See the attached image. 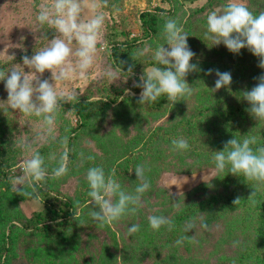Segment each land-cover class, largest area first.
Wrapping results in <instances>:
<instances>
[{"label": "rangeland", "instance_id": "1", "mask_svg": "<svg viewBox=\"0 0 264 264\" xmlns=\"http://www.w3.org/2000/svg\"><path fill=\"white\" fill-rule=\"evenodd\" d=\"M87 2L91 3L93 0ZM96 2L102 4V0ZM227 2L228 0H107V6L99 9L106 16L103 43L107 47L97 46L96 65L89 71L87 80L75 79L59 87L68 91L75 90L79 100L118 99L111 102L104 111L96 113L83 127L78 128L76 127L78 117L73 109L75 102L63 104L56 120L55 140L38 139L43 134L40 118L26 117L18 111L8 109L4 81H0V241L3 235L9 234L14 241V248L4 264H95L98 245L103 238L106 241L110 240V236L104 233L103 228L100 231L90 221L69 226V230L63 236H44L19 226L16 217H30L34 212L45 208V197L42 195L43 191L48 190L47 186H39L35 193L36 198L26 200H19L21 195L13 191L12 182L22 174L19 165L28 158L18 146L23 140L33 143L34 149L45 158L50 173L57 165L61 153L68 151L69 172L60 179L48 180L50 192L54 196L75 199L80 203L85 202L84 204L91 203V198L87 195L89 188L85 177L88 168L93 166L102 165L106 174L114 171V178L126 192L127 189L136 187L137 183L127 185L123 174L116 166L120 163L118 158L125 153L123 149L129 144L132 134L135 135L137 131L139 135H143V137L140 135L142 139L136 144L141 148L136 154L137 165L145 166V174L151 181L150 189L187 196L201 183L210 182L217 177L218 173L214 167L195 166L191 168V172L184 171L192 161L194 153L188 151L180 155L173 152L171 141L186 135L188 128L186 125L197 119L195 115L197 107L208 90L217 97L218 95L226 97L231 84L236 88H247L257 80V77L264 75V68L258 66L259 58L247 48L234 54L225 46L218 54L213 52L212 56L207 54L204 56L205 53H201L204 48H201L191 61V63L197 61L198 70L190 72L185 78L193 89L192 95L186 97L184 101L170 103L166 111L160 114L148 113L144 109V104L137 103L142 89L134 87L133 84L139 81L144 71H150L158 66L152 64L155 62L152 56L156 47L164 43L161 32L166 18L179 21L184 31L189 34L187 42L193 51L194 36L202 41L211 42L205 37L207 15L211 11L220 12ZM243 2L254 14L264 11V0ZM42 3H51V0H0V71L7 72L11 67L20 65L26 73L29 72L30 69L23 65L22 57L24 55L31 57L34 51L45 47L56 35L53 29H49L47 25L41 28L36 21L39 5ZM156 9L163 13L158 32L146 35L142 29L140 13ZM91 15V10L87 8L82 13L84 19ZM144 42L148 43L150 51L136 61L133 60L131 53L144 48ZM119 43L128 44L119 50L120 62H133L136 66L133 75L128 78L124 74L127 73V69L122 68L111 56L112 50ZM109 67L113 70L122 69L119 73L120 79L111 84L103 76V72ZM209 69L213 72L206 75ZM216 70L230 72L232 83L214 90L218 78ZM37 76L53 82L49 71ZM159 126L163 128L156 136L155 129ZM162 131L167 135L165 138ZM73 135L76 136V142L74 152L70 154L69 140L66 148L60 141L65 136L69 139V136ZM80 152H83L85 157L91 155L94 159L81 160ZM212 189L213 187L209 188ZM209 190L208 193H211ZM219 191L226 195L233 192V189L229 185L220 187ZM81 208L83 205L78 207V214ZM91 208H94L93 204L88 210ZM201 220V218L197 220L195 230H198L202 237L199 228ZM112 225L114 230L123 226L120 222L118 226ZM118 235L119 242L121 237L127 241V230L118 232ZM203 235L207 242L200 256L204 255L209 261L208 264L243 263L244 260L240 261L241 253L250 242L249 235L236 233L230 236L223 222L208 229Z\"/></svg>", "mask_w": 264, "mask_h": 264}, {"label": "clouds", "instance_id": "2", "mask_svg": "<svg viewBox=\"0 0 264 264\" xmlns=\"http://www.w3.org/2000/svg\"><path fill=\"white\" fill-rule=\"evenodd\" d=\"M102 6H107V0H102V4L96 0L91 3L87 0H51V3L40 4L36 16L38 25L41 28L47 25L56 35L45 47L34 51L31 57L28 55L22 57L23 65L30 69L29 72L26 73L20 65L11 67L7 72L0 71V81H4L7 92L8 109L18 111L26 117L40 118L43 134L38 139L55 140V125L62 105L79 101L75 90L68 91L59 86L75 79L87 80L89 71L96 65L97 46L107 47L103 43L106 16L99 11ZM86 8L92 12L88 19L82 16ZM206 26L205 37L214 45L223 43L234 54L247 48L259 58L258 66L264 68V11L254 14L243 0H228L220 12L208 13ZM188 35L177 19L164 20L161 32L164 43L156 47L152 56L159 66L153 67L150 71H144L139 81L133 84L134 87L142 89L137 103L151 104L161 96H166L167 101L174 104L192 95L193 89L185 78L198 68L196 64L191 63L195 53L188 45ZM144 44V48L131 53L133 60L136 61L150 51L148 43L144 42ZM45 71L51 73L53 82L37 76ZM121 71L122 69L113 70L109 67L103 72V76L111 84L120 79ZM212 72L213 70L209 69L206 75H211ZM124 74L127 78L133 75L132 67H128L127 73ZM215 74L218 78L215 81L214 90L232 83L230 72L216 70ZM256 79L258 83L250 91L243 93V99L250 105L247 111L258 122H264V75ZM67 142V136L60 141L65 148ZM256 144V137L248 135H245L243 139L235 137L228 140L224 149L214 152L212 157L216 171L224 172L227 169L228 173L242 176L246 181L264 183V146L254 149L253 145ZM18 146L28 155V158L19 165L21 176L12 182L15 193L24 197L32 196L37 192L41 182H46L49 178L57 180L68 174L67 150L61 153L57 165L49 174L45 158L34 149L31 141L23 140ZM189 149L190 145L183 137L171 141L173 152L184 155ZM79 156L81 160L94 159L91 155L85 157L83 152H80ZM134 171L138 183L134 191L126 192L114 178V171L106 174L102 165L88 168L85 177L89 188L87 195L91 198V204L94 205V208L89 211V216L100 228L118 222L128 215L135 216L143 206L142 197L150 190L151 181L145 174L144 165H137ZM240 201V198H236L233 203L238 205ZM148 225L153 231H159L162 227L168 231L175 228L174 220L163 215L149 216ZM203 226L207 228L206 224ZM195 227L196 218H190L185 222L183 232L188 233ZM139 231L140 225L132 224L128 228V235L133 236ZM185 241L196 242L192 236L181 235L176 240V244L180 246Z\"/></svg>", "mask_w": 264, "mask_h": 264}, {"label": "trees", "instance_id": "3", "mask_svg": "<svg viewBox=\"0 0 264 264\" xmlns=\"http://www.w3.org/2000/svg\"><path fill=\"white\" fill-rule=\"evenodd\" d=\"M162 15L163 13L157 9L145 10L140 13L142 29L146 35H154L158 32ZM135 39L133 38V40ZM126 45L128 44L119 43L112 50L111 56L122 68L128 69L131 66L133 70H136L133 62L124 63L119 60V50ZM192 46L195 54L204 48L201 51V53H205L204 56L206 54L212 56L213 52L218 54L219 50L225 47L222 44L214 45L212 41H202L195 36ZM192 63L197 65V61ZM152 64H156V62H152ZM257 83L258 80L253 81L243 89L236 88L231 84L226 97L220 95L217 97L212 91H207L197 107L195 114L197 119L192 124L186 125L188 128L183 138L188 141L189 151L194 155L184 171L191 172V168L195 166L215 168L212 160L214 152L222 151L225 143L235 137L243 139L245 135L254 136L257 139V144L253 145V148L264 146V122H258L247 111L250 105L243 99V93L250 91ZM117 99H81L75 102L73 109L78 117L76 127H83L96 113L104 111L111 102H115ZM170 103L166 96H161L156 102L144 104V109L151 114H160L166 111ZM162 128L159 126L155 129L156 136ZM164 131L161 133L164 134ZM140 135L143 137L142 134ZM140 135L138 131L135 135L132 134L129 144L123 149L125 153L118 158L120 163L117 164L116 169L123 174L127 185L138 183L134 169L138 160L136 154L141 151V148L136 146L138 140L142 139ZM166 136V134L163 135L164 138ZM171 137L169 136V138ZM68 140L71 147L70 154H73L76 136H69ZM133 146L135 147L133 148ZM217 173L215 179L201 183L187 196L168 194L165 190L150 189L147 191L142 197L143 206L135 216L128 215L113 223L115 226H118L119 222L122 223L121 228L117 227L114 230L112 224L103 227L104 233L110 236V240L106 241L102 237L103 239L97 247L95 264H208V259L204 255L200 256L201 250L206 247L207 242L203 234L222 222L230 236L236 233L249 235L250 242L245 245L241 253L240 261L244 260L242 264H264V183L246 181L242 176L228 173L227 169ZM49 179L46 182H41L40 185V187H48V190L43 191L42 195L45 197V208L34 212L30 217H16L15 220L19 226L44 236H63L69 230V226L86 224L90 221L101 231L102 228L89 216L88 209L92 204H84L85 202L77 204L75 199L68 200L59 195H52L48 184ZM229 185L233 192L223 195L219 188ZM210 187L213 189L209 190ZM208 190L211 193H208ZM132 191L134 188L127 189V192ZM253 193L255 195L252 196ZM33 198H36L35 193L32 196H20L18 199ZM236 198L241 200L238 205L233 203ZM82 205L83 208L78 214V207ZM151 215H163L174 220L175 228L172 231L163 227L159 231L151 230L148 225V217ZM193 217L196 218V222L199 218L202 219L199 226L202 237L195 229L188 233L183 232L185 222ZM132 224H139L140 231L129 236L128 228ZM205 224L207 228L203 226ZM126 230L127 241L121 237L119 242L118 232L122 233ZM181 235L192 236L196 242L185 241L183 245L178 246L176 240ZM13 248L14 241L10 234L3 235L0 241V264H4Z\"/></svg>", "mask_w": 264, "mask_h": 264}]
</instances>
